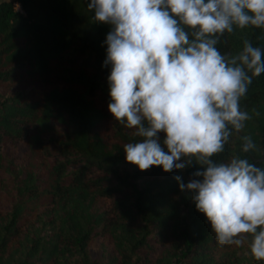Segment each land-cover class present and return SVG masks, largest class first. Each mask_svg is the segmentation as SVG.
Wrapping results in <instances>:
<instances>
[{"label": "trees", "instance_id": "16d2710c", "mask_svg": "<svg viewBox=\"0 0 264 264\" xmlns=\"http://www.w3.org/2000/svg\"><path fill=\"white\" fill-rule=\"evenodd\" d=\"M89 2L0 0V264H264L250 236L220 245L194 193L181 191L202 180L195 158L171 172L126 161L123 146L141 138L108 109L112 26ZM244 40L264 51L254 26L234 27L217 47L235 55ZM240 107L252 118L211 159L264 169V73ZM244 135L255 150L242 151Z\"/></svg>", "mask_w": 264, "mask_h": 264}, {"label": "clouds", "instance_id": "9594fccd", "mask_svg": "<svg viewBox=\"0 0 264 264\" xmlns=\"http://www.w3.org/2000/svg\"><path fill=\"white\" fill-rule=\"evenodd\" d=\"M88 9L112 26L108 109L141 138L123 146L126 161L171 172L195 158L205 170L193 176L202 180L180 183L181 191L194 193L220 245L241 247L250 236L252 257L264 261V169L240 156L211 159L252 118L240 100L264 73V51L249 40L235 55L217 45L234 27L264 29V0H90ZM241 139L244 153L256 149L251 136Z\"/></svg>", "mask_w": 264, "mask_h": 264}, {"label": "built area", "instance_id": "2783aa9c", "mask_svg": "<svg viewBox=\"0 0 264 264\" xmlns=\"http://www.w3.org/2000/svg\"><path fill=\"white\" fill-rule=\"evenodd\" d=\"M17 8L20 10V11H22V9H21V7L17 4Z\"/></svg>", "mask_w": 264, "mask_h": 264}]
</instances>
